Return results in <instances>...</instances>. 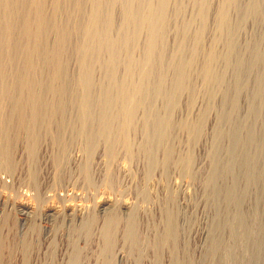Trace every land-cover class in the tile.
Wrapping results in <instances>:
<instances>
[{"label":"bare ground","instance_id":"1","mask_svg":"<svg viewBox=\"0 0 264 264\" xmlns=\"http://www.w3.org/2000/svg\"><path fill=\"white\" fill-rule=\"evenodd\" d=\"M214 1L0 0V163L15 131L51 186L117 180L69 210L102 264H264V0Z\"/></svg>","mask_w":264,"mask_h":264},{"label":"rangeland","instance_id":"2","mask_svg":"<svg viewBox=\"0 0 264 264\" xmlns=\"http://www.w3.org/2000/svg\"><path fill=\"white\" fill-rule=\"evenodd\" d=\"M216 5L217 1L215 0L212 5L213 9ZM245 27L247 29L244 28L245 36L244 34L241 35L242 41L246 36L251 38L249 34L251 33L250 35H252V31H254L248 22L245 24ZM262 30V28H257L255 33H253V37L257 39V34H260ZM171 38L168 39L169 43H171ZM242 41L239 40L240 43H243ZM262 42L264 44V41ZM72 61L73 58L70 59V62ZM250 84L251 82H249V85ZM11 92L12 93L9 94H15V96H17L16 92L14 93L12 90ZM8 96L7 98H3V101L8 99ZM242 97L243 96L240 97L241 100L239 98L240 111L236 113L237 115L234 121H239L246 110V102L244 97ZM1 99L2 97H0V103L2 101ZM1 104L0 106L3 109L2 112L5 114L12 110V103H9V101H5V103H3L4 105ZM35 106L36 105L31 108L28 107L27 111L37 108V106ZM182 108L184 109V105H182ZM4 109H6V111H4ZM210 129V127L205 126L206 131L203 133V135H205L202 136V138L205 137V139L201 138V143H199V145L201 144L204 148L196 155L198 159L203 158L208 151V138L211 135ZM257 129H259V127ZM11 136L14 137L13 139L17 137V141L14 142L15 144L13 143L15 147H13L14 145L12 144L11 149L16 168L14 167L15 169L13 168L14 170L12 169V171H5L0 163V243L2 242V247H0L2 248L0 250L2 255L0 264H17L22 263V261L25 264H64L68 256L67 253L71 250L72 246L80 250V254L78 255L79 264H102L101 260L96 258L99 242L93 237L94 231L92 230V232L88 234L80 233L78 227L72 225L69 221V210H71V204L73 206L80 205L88 209L85 213L88 212L91 213V215L95 214L94 216L102 219L104 214H106L108 210L110 211V208H106L110 206L109 204L103 207L101 206V203H104L106 198L112 199L113 197L111 210L117 209V199L113 195L117 188V180L112 189L104 187L97 189L98 183H96V185L94 184L88 191L83 189L81 184L70 183L66 185V183L61 188L57 185L51 186V184H49V182H51L50 175L47 174V178H43L47 170L42 169L40 165L41 159L46 156V152L44 151L45 146H43L44 142H41L42 140L44 141V139L42 138V140H39L41 142H39L41 144V150L38 152L35 151L36 155L38 154L39 157L34 155L37 158L34 157L33 159L31 158V160H26L24 155H22L26 149L24 147V142H21L24 141L23 138L18 136L15 131L12 132ZM203 140H207L206 144L202 142ZM39 143L38 145H40ZM37 147L36 145L35 150H37ZM28 162L29 164H27ZM47 165L50 166L49 163H47ZM29 168H31L30 171L33 173L35 172L36 175L33 181L34 184L26 177V171H28ZM196 182L200 183L198 180ZM69 185L71 186L69 187ZM66 186L67 188H65ZM200 189L201 188L198 189L197 186H195L191 188V192L197 193ZM46 190H50L48 193V195H50L49 198L47 194H44ZM199 217L201 219V216ZM111 256L113 264H119L117 262V242H115L112 247Z\"/></svg>","mask_w":264,"mask_h":264}]
</instances>
